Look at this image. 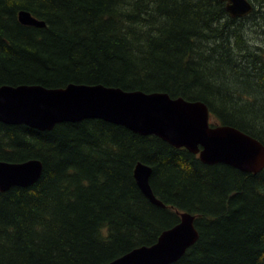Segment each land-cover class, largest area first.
Instances as JSON below:
<instances>
[{
  "label": "trees",
  "instance_id": "16d2710c",
  "mask_svg": "<svg viewBox=\"0 0 264 264\" xmlns=\"http://www.w3.org/2000/svg\"><path fill=\"white\" fill-rule=\"evenodd\" d=\"M0 0V87L104 85L206 103L212 124L264 145V0ZM30 12L46 27L22 25ZM215 121V123L213 122ZM39 159L40 180L0 191V264H108L196 216L173 264H264V169L205 165L156 136L90 119L51 131L0 122V162ZM153 169L152 204L134 178Z\"/></svg>",
  "mask_w": 264,
  "mask_h": 264
},
{
  "label": "water",
  "instance_id": "95a60500",
  "mask_svg": "<svg viewBox=\"0 0 264 264\" xmlns=\"http://www.w3.org/2000/svg\"><path fill=\"white\" fill-rule=\"evenodd\" d=\"M232 18L252 12L248 0H220ZM22 25L44 28L46 23L28 11L18 15ZM264 54V50H263ZM97 119L120 125L142 136H156L169 145L186 149L205 165L225 164L242 173L264 169V145L240 130L211 123V112L202 101L172 98L167 93L126 91L104 85L69 84L49 89L40 85L0 87V122L51 131L62 123ZM39 159L21 163L0 162V191L33 186L42 177ZM153 169L138 163L134 178L154 205L166 207L154 194ZM196 216L180 213V222L164 231L152 246L135 248L108 264H173L199 240Z\"/></svg>",
  "mask_w": 264,
  "mask_h": 264
},
{
  "label": "rangeland",
  "instance_id": "374dc122",
  "mask_svg": "<svg viewBox=\"0 0 264 264\" xmlns=\"http://www.w3.org/2000/svg\"><path fill=\"white\" fill-rule=\"evenodd\" d=\"M251 40L253 42V47H257L262 49V52L264 50V37L263 35H260L259 33L257 35H254L251 37ZM215 123V121L213 120Z\"/></svg>",
  "mask_w": 264,
  "mask_h": 264
}]
</instances>
